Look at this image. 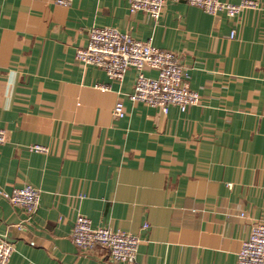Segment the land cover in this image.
Instances as JSON below:
<instances>
[{"label": "crops", "instance_id": "0c3cea01", "mask_svg": "<svg viewBox=\"0 0 264 264\" xmlns=\"http://www.w3.org/2000/svg\"><path fill=\"white\" fill-rule=\"evenodd\" d=\"M257 1L235 17L169 1L155 20L127 0H0V236L15 244L9 264H125L106 247L76 246L78 214L138 235L145 264H237L241 241L264 220ZM92 26L178 54L200 102L167 113L133 102L135 68L113 80L76 58ZM118 101L123 117L113 114ZM26 183L41 190L31 216L1 193Z\"/></svg>", "mask_w": 264, "mask_h": 264}, {"label": "built area", "instance_id": "2783aa9c", "mask_svg": "<svg viewBox=\"0 0 264 264\" xmlns=\"http://www.w3.org/2000/svg\"><path fill=\"white\" fill-rule=\"evenodd\" d=\"M58 4L70 5L71 0H55ZM131 12L143 11L157 20L169 1H184L198 6L209 14L225 12L235 17L244 8H255L257 0H127ZM231 37L236 35L235 29ZM76 58L85 64L102 67L109 78L122 80L130 68L137 70V78L133 91L129 94L133 102H143L158 108L164 113L171 105L179 106L185 111L190 105L198 104L200 93L189 85V72L181 63L178 54L172 50L154 45L150 40H141L129 32H123L113 26H92L86 46L78 47ZM146 69L157 71L156 76L145 73ZM102 88L107 86L100 85ZM126 113L123 102L118 101L113 110L116 117ZM7 141V130L0 127V144ZM30 150L48 152L49 148L42 144H30ZM233 187V182H228ZM14 205L21 207L33 215L41 200V190L33 184L16 186L11 191H1ZM242 215H244L242 213ZM29 219V217H28ZM19 227H22L20 225ZM73 241L85 252L98 246L108 248L110 256L125 264H145L138 259L140 237L136 234L115 230L108 226H94L92 220L78 214L73 227ZM15 251V244L0 236V264H9ZM237 264H264V220L253 224L251 233L241 241L237 256Z\"/></svg>", "mask_w": 264, "mask_h": 264}]
</instances>
